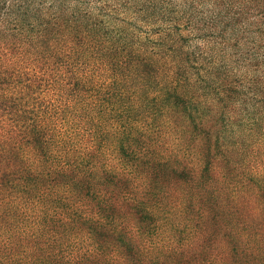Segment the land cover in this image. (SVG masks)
Wrapping results in <instances>:
<instances>
[{"label": "rangeland", "instance_id": "374dc122", "mask_svg": "<svg viewBox=\"0 0 264 264\" xmlns=\"http://www.w3.org/2000/svg\"><path fill=\"white\" fill-rule=\"evenodd\" d=\"M111 2L158 6L138 21L146 54L162 55L161 77L173 74L200 113L164 103L134 133L133 155L98 152L91 180L86 149L52 164L0 114V264H264V0ZM6 19L0 37L12 42ZM177 54L194 65L183 76Z\"/></svg>", "mask_w": 264, "mask_h": 264}, {"label": "trees", "instance_id": "16d2710c", "mask_svg": "<svg viewBox=\"0 0 264 264\" xmlns=\"http://www.w3.org/2000/svg\"><path fill=\"white\" fill-rule=\"evenodd\" d=\"M159 12L150 2L131 9L126 2L111 0H37L33 11L28 0H0V22L5 17L15 29V41L0 37L6 48L3 56L12 60H0V114L52 164L61 159L58 152L65 157L86 149L81 161L91 180L96 177L98 152L133 155L129 149L134 133L147 132V118L160 115L164 103L184 102L190 116L200 113L190 91L177 85L173 74L170 79L161 77L162 55L146 54L149 33L138 21L143 22L146 13L148 18ZM173 34L177 32L171 30ZM31 42L35 50L27 47ZM179 56L175 75L183 76L194 65ZM96 181L103 184L101 178ZM80 189L90 194V181ZM118 239L124 243V237ZM14 263L30 264L20 259ZM36 264L71 263L46 256Z\"/></svg>", "mask_w": 264, "mask_h": 264}]
</instances>
